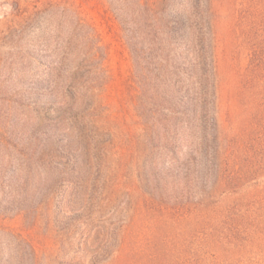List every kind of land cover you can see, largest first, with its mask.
<instances>
[{"label": "rangeland", "instance_id": "rangeland-1", "mask_svg": "<svg viewBox=\"0 0 264 264\" xmlns=\"http://www.w3.org/2000/svg\"><path fill=\"white\" fill-rule=\"evenodd\" d=\"M242 1L203 0L221 162L247 115L230 100L249 63L233 52ZM145 2L0 0V264H231L204 232L222 237L233 203L264 201V169L232 195L218 184L196 32L169 29L195 21L196 0ZM254 229L226 245L235 264H264Z\"/></svg>", "mask_w": 264, "mask_h": 264}, {"label": "trees", "instance_id": "trees-1", "mask_svg": "<svg viewBox=\"0 0 264 264\" xmlns=\"http://www.w3.org/2000/svg\"><path fill=\"white\" fill-rule=\"evenodd\" d=\"M140 1L142 2V0ZM236 2L237 0H231V3L234 5ZM145 3L147 6L151 5L149 0H146ZM201 3L203 4L202 8ZM195 5L194 22L190 24L188 20L176 15L170 20L169 29L177 41L184 36L183 30H187L188 25H191L196 32V37L191 43H187V45L194 47L198 57L197 65H200L202 70L200 77V96H202L200 99H202L201 108L203 109L201 121L203 131L205 132V139L212 138L213 141H216L217 145L216 150H213L211 153L207 150L205 153L206 155L209 153V161L212 167H214L213 169L219 173L218 184L219 182L221 185L223 183L227 193L229 192L232 195L238 192V189L245 181H250L249 178H254L260 170L264 169V40L260 38L264 37V0H243L241 7L238 9L235 7L237 16L234 21L233 30L237 38L233 50L234 59L239 58L240 51L245 49L249 51V63L243 72L239 73V80L236 82L233 94L230 95V100L234 103L235 108L244 107L247 115L245 125L238 136L227 140L226 148L230 155L223 162L220 161L218 154V149L221 145L218 133L215 131L208 133V123L205 121V118L210 114H213L212 121H216L213 117L214 113L211 110H213L218 90V83L216 82V57L211 48L208 34L210 21L204 17L203 0H196ZM260 5L262 9L259 7ZM151 10L153 11L152 8ZM134 46L137 49L136 45ZM194 112L196 111L192 113ZM233 114L234 111L231 115L233 116ZM188 116L190 117V113H188ZM197 170L200 173L202 167ZM251 195L259 196V194L253 193ZM207 196L211 200L214 196V189L207 192ZM261 199H248L244 205L233 203L228 208V212L222 216L224 219L221 221L223 230L214 228L215 231H220L222 234L220 236L222 237L214 238L217 232H212L210 228L204 232L205 236L213 237L212 241H207L206 253H209V249L213 248V243L218 242L219 245H222L221 256L225 257L224 260L235 264L234 258L231 259V254L235 253L227 249V244L246 240L245 233L253 227H255L254 232L256 234H260L261 237L262 235L264 236V201ZM188 210L191 211V208H188ZM209 219L208 222L211 221ZM258 247L261 248V245L258 244ZM236 251L239 255L241 253L240 247H237ZM25 252L30 257L34 253L32 247L28 244L25 245ZM218 257L216 256L215 258L217 259ZM237 262L238 264H242L243 260L238 259Z\"/></svg>", "mask_w": 264, "mask_h": 264}]
</instances>
